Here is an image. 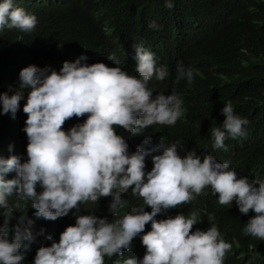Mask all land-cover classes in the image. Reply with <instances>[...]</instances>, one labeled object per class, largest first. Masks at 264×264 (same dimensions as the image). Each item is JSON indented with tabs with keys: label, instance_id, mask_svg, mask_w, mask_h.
<instances>
[{
	"label": "clouds",
	"instance_id": "1",
	"mask_svg": "<svg viewBox=\"0 0 264 264\" xmlns=\"http://www.w3.org/2000/svg\"><path fill=\"white\" fill-rule=\"evenodd\" d=\"M173 8V0H165ZM35 14L18 6L16 0H0V31L18 28L35 29ZM149 28L159 29L156 20ZM135 74L124 68V61L113 52L104 62L88 64L81 54L64 61L59 70L51 65L31 64L19 74L20 83L0 93V115L15 118L21 109L27 114L22 131L27 134L26 158L21 155L0 157V264H24L25 253L36 241L35 220L15 213L30 202L34 217L56 220L72 212L75 224L60 234L59 241L47 236L50 246H40L32 264H105V256H123L131 250L134 238L145 247L142 258H126L122 264H224L232 245L221 237L216 225L206 230L193 226L200 213H179L157 219L158 214L187 203L210 187L219 194L221 204L232 205L251 217L244 231L264 240V177L239 176L230 161L220 162L212 154L188 150L183 156L178 149L183 143L152 145L151 136L129 151L125 136L117 126L139 135L152 125H174L186 111L181 95L155 94L150 82L169 75L167 65H158L155 53L143 42L134 43ZM195 69L178 62L176 79L191 82ZM11 92V94H9ZM85 114H87L85 116ZM221 114L219 126L211 128L213 147L226 148L225 140L247 135L246 117L236 114L231 100ZM72 117H85L68 129L64 122ZM152 145V146H149ZM14 146L9 145V151ZM153 167L146 170V158ZM9 173H15L7 179ZM131 190L143 203L128 208L124 194ZM16 202H10L11 197ZM111 197L108 208L115 219L98 217L93 212L79 214L82 203L98 202ZM150 207L151 211L145 209ZM123 213V214H121ZM15 224L9 227L11 221ZM150 230L145 231L147 224ZM11 233V235H10ZM119 264L121 261L119 260Z\"/></svg>",
	"mask_w": 264,
	"mask_h": 264
},
{
	"label": "trees",
	"instance_id": "2",
	"mask_svg": "<svg viewBox=\"0 0 264 264\" xmlns=\"http://www.w3.org/2000/svg\"><path fill=\"white\" fill-rule=\"evenodd\" d=\"M16 3L35 14L38 23L31 32L7 27L0 31V93L18 87L24 67L51 65L58 71L64 61L75 60L81 54L88 57V64L104 62L114 67L107 57L115 52L124 61L125 70L135 74L133 44L143 42L155 53L157 64L169 69L164 80L154 77L150 82L154 95L175 91L182 96L186 111L174 125H152L139 135L130 136L117 126V134L126 137L129 151H135L147 136H151L152 145L160 140L166 144L180 141L181 156L195 149L198 155L212 154L220 162L230 161L238 177L247 176L249 180L264 177V0H173L171 9L165 7V0H16ZM150 20H156L161 27L149 28ZM178 62L195 69L191 82L177 81ZM229 100L236 114L248 119L247 135L229 137L224 142L226 148L216 149L211 128L223 122L221 109ZM23 103L15 118L11 114L0 115V157L16 154L26 158L28 139L22 129L27 114L22 110ZM83 119L72 117L62 127L68 129ZM9 145L14 146L12 152ZM152 167L151 158H146V170ZM14 176L15 173H9L6 178ZM218 195L208 187L192 201L158 214L157 219L179 213L190 215L198 210L200 217L192 231L216 225L221 237L232 245L224 264H264V240L244 231L255 213L249 210L242 214L235 201L232 205L221 204ZM124 198L129 206L123 211L143 203L131 190ZM110 200L111 197H102L98 202L82 203L79 214L93 212L98 217L115 219L109 212ZM10 202L15 203L16 197H11ZM30 206V202L26 206L22 203L15 217L26 213L35 220L34 234L44 231L26 251L24 264H32L40 246H50L47 236L59 241L66 227L75 224L72 215L75 209L68 216L52 221L36 219L33 215L36 210ZM3 219L0 215V224ZM15 223L14 219L9 227ZM150 228L149 223L145 231ZM132 244V249L125 250L123 256H105V264L142 258L145 247L139 236Z\"/></svg>",
	"mask_w": 264,
	"mask_h": 264
}]
</instances>
